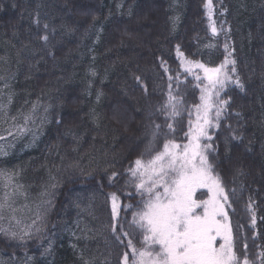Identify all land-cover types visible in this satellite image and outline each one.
Segmentation results:
<instances>
[{
  "label": "trees",
  "instance_id": "16d2710c",
  "mask_svg": "<svg viewBox=\"0 0 264 264\" xmlns=\"http://www.w3.org/2000/svg\"><path fill=\"white\" fill-rule=\"evenodd\" d=\"M205 2L0 0V110L4 106L7 115H0V128L8 116L35 113L37 123L34 137L0 156V173L5 174L0 176V197L7 190L15 208L27 203L30 214L39 213L35 231L23 242L0 234L5 261L121 264L125 252L131 256L127 239L117 241L113 234L109 194L119 197L117 229L131 231L128 222L140 196L128 183V169L142 154L149 158L153 122L161 126L153 147L162 150L166 138L181 147L187 143L189 120H196L194 106L201 95L196 85L201 82L195 75L203 78V72H185L177 47L184 59L216 67L224 60L227 43L236 61L233 79L239 77L243 90L235 83L225 85L220 97L228 104L219 127H209L212 139L202 138L201 143L215 149L210 159L230 197L231 207L225 210L235 244L260 264L264 0H211V20ZM41 35H48V41ZM177 75L179 83L169 81ZM170 83L173 94L183 98L174 120L157 111L167 100ZM114 172L118 175L110 181ZM7 176L13 183L6 188ZM141 239L133 236L137 247Z\"/></svg>",
  "mask_w": 264,
  "mask_h": 264
},
{
  "label": "snow or ice",
  "instance_id": "6c2138e0",
  "mask_svg": "<svg viewBox=\"0 0 264 264\" xmlns=\"http://www.w3.org/2000/svg\"><path fill=\"white\" fill-rule=\"evenodd\" d=\"M211 7V0H206L205 8L209 12V20ZM34 22L39 25L38 19ZM43 28L47 32L49 25L45 23ZM212 32H217L214 26ZM40 39L47 42L49 37L41 35ZM224 47L226 55L223 62L216 67L184 59L183 53L177 47L181 67L185 72L193 74V68L203 72V78L199 74L195 75V79L201 82L196 85L201 92L200 103L194 106L196 120H189L188 132L185 134L187 143L181 147L175 140L166 138L162 150L153 147L161 127L153 122V139L146 149L149 158L145 159V154H142L135 160L134 166L128 169V183L134 185L136 194L140 196L138 208L133 211L132 220L128 222L131 231L123 226L117 229L121 210L119 197L115 192L109 194L113 234L117 241L123 242V239H127L126 248L131 252V256L128 252L124 253L121 264H255L247 252H240L235 244L233 229L225 210L226 207H231L230 197L221 175L216 171L215 160L210 159V150L215 149L211 144L201 143L202 138L209 141L212 139L208 133L209 127H219L221 114L228 104V101L220 97L225 85L235 83L243 90L239 77L233 79L236 61L232 58L227 43ZM161 67L165 73L170 71L163 61ZM135 79L147 94V87L141 78L137 76ZM168 79H175L179 83V75L169 76ZM171 87L170 83L167 100L157 108L166 120H174L179 116L183 105V98L173 94ZM29 119L30 115H26L25 122ZM167 127L174 130L173 123H168ZM233 139L238 137L233 136ZM3 175L5 174L0 173V176ZM117 175L112 173L110 181ZM11 183L12 177L7 176L6 188ZM201 189L206 190V199L203 198L204 193L197 196ZM248 207L251 210L252 205L249 204ZM124 208L131 209L132 205H126ZM6 211L11 213L8 217L10 221L16 219L12 195L7 190L5 195L0 197V221L5 219ZM37 217L39 218V213ZM33 223L35 224V221ZM39 230L37 228V231ZM0 233L21 242L25 237L31 236L28 230L21 229L20 233H17L2 225ZM134 235L142 237L139 247L134 243ZM260 257V264H264V251L260 253Z\"/></svg>",
  "mask_w": 264,
  "mask_h": 264
},
{
  "label": "rangeland",
  "instance_id": "374dc122",
  "mask_svg": "<svg viewBox=\"0 0 264 264\" xmlns=\"http://www.w3.org/2000/svg\"><path fill=\"white\" fill-rule=\"evenodd\" d=\"M3 107L4 106H2V109L0 110V115L2 117H6L7 115L5 116L6 113L4 112L5 107ZM25 116H8L4 127L0 128V137H3V139H0V156L5 155L7 152L12 150L13 147L16 148L18 144L23 142L24 139H27L30 136L34 137L36 135L37 123L35 121V113L30 114V119L27 121V123L25 122ZM201 193H204L203 198L206 199V190H199L197 196L199 197ZM29 211V205L27 203H24L20 208H16V212L14 213L16 219H13L11 221L8 219L11 213L6 211L4 214L5 219L3 221H0V225L5 228H9L10 231H15L17 233H20L21 229H24L30 231L32 234L37 227V215L30 214ZM17 220H19V223H17ZM33 221H35V224L33 223ZM0 234L4 235L3 233ZM0 264L9 263L5 261L2 256H0Z\"/></svg>",
  "mask_w": 264,
  "mask_h": 264
}]
</instances>
